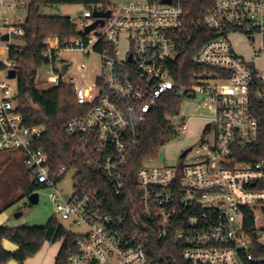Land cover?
<instances>
[{"label":"built area","instance_id":"1","mask_svg":"<svg viewBox=\"0 0 264 264\" xmlns=\"http://www.w3.org/2000/svg\"><path fill=\"white\" fill-rule=\"evenodd\" d=\"M192 1L79 4L81 18H69L77 38L64 48L51 41L44 51L48 82L72 86L78 104L90 108L64 128L76 160L103 178L116 197H125L143 126L159 99L178 86L174 64L205 40L193 56L198 71L181 88L184 102L202 98L199 108L212 115L200 142L174 165L139 169L135 196L117 214L108 210L100 190L81 191L77 179L72 198L57 190L69 170L52 173L49 155L37 147L44 129L25 124L18 91L9 85L24 52V46L12 45L25 36L28 17L19 13L29 11L33 0H0V155H23L29 182L54 190L49 198L58 223L87 230L73 234L68 264H160L147 251L154 236L177 248L185 264H264V227L258 225V214L264 216V0H204V10L195 15ZM63 52L100 59L93 87L79 88L75 78L63 81L71 68L61 61ZM86 71L78 67L79 74Z\"/></svg>","mask_w":264,"mask_h":264},{"label":"trees","instance_id":"2","mask_svg":"<svg viewBox=\"0 0 264 264\" xmlns=\"http://www.w3.org/2000/svg\"><path fill=\"white\" fill-rule=\"evenodd\" d=\"M92 1L94 0H33L25 25L24 52L17 59L16 102L18 111L24 117L28 127L44 129L43 137L37 147L49 155V167L52 173L58 174L63 167L69 171L78 170L76 179L80 190H100L108 210L118 214L131 204L130 199L135 196L138 170L147 164L157 163L161 149L178 137L176 128L183 120L181 108L187 98L181 88L190 84L191 72L198 71L193 64V56L205 40H200L196 47H192L174 64L172 75L178 86L161 97L156 110L149 114L142 129L141 147L129 170L127 195L116 197L103 178L88 171L83 162L76 160L75 145L67 141L64 135L66 124L86 116L90 108L78 104L74 88L67 84H61L48 92H39L35 87L38 71L47 63L44 51L49 43L55 41L64 48L77 38L76 27L69 18L51 15V13L61 6L79 5ZM189 8L195 15L204 10L205 2L193 0ZM21 191L25 197H29L40 189L31 184L26 175L21 184ZM262 211L264 214V207ZM247 225H253V218L247 221ZM4 241L16 245L17 251H6L3 246ZM57 242H61V248L55 264H68L70 254L75 251L76 237L59 224L57 219H51L45 227L40 228L0 226V264H8L11 261L26 264L29 259L40 253L46 243ZM147 251L153 261L160 264H185L177 248L160 242L155 236L149 241ZM262 255L264 256V250Z\"/></svg>","mask_w":264,"mask_h":264},{"label":"rangeland","instance_id":"3","mask_svg":"<svg viewBox=\"0 0 264 264\" xmlns=\"http://www.w3.org/2000/svg\"><path fill=\"white\" fill-rule=\"evenodd\" d=\"M28 13V9H23L20 11L19 16L23 19H27ZM51 15L79 20L82 16V11L78 4H70L59 7L52 12ZM12 45L23 47L25 43L22 39H16L12 41ZM61 61L71 65L63 81L65 83H70L73 78H75L74 85L79 88L88 89L93 87L96 79L101 75V62L97 56H86L83 53L75 52H63L61 54ZM81 65L87 67V71L83 74H79L78 72V67ZM50 75L49 67L44 66L39 70L35 83L37 91L48 92L55 88L54 85L48 82ZM82 75H84V78H82ZM9 85L13 88V91L17 93L18 79H13L9 82ZM94 91L96 93L97 89L94 88ZM201 104H203L202 98L182 104L181 115L183 120L178 124L180 133H178V137L174 141L161 149L158 160L159 164H166L168 166L174 165L185 150L200 142L203 132L208 125L207 122L212 118L211 113L207 110L200 109L202 108ZM183 127H186L185 133L181 131ZM26 175L27 170L25 169L23 155L17 152L3 153L0 155V212L5 213L8 222L14 225V228L45 227L51 219L58 218L55 207L49 198V195L54 190L43 189L38 191L39 202L37 205H31L28 197H25L24 193L21 191V184L25 180ZM76 175L77 172L75 170L69 171L64 180H62L57 187V190L68 199L72 198L74 195ZM20 213H22V216L16 218L15 216ZM258 216L260 219L258 225L264 227V216L261 214H258ZM61 225L74 235H85L87 233L84 227L76 226L69 222H62ZM52 247L58 253L61 242L53 244ZM41 256H44L43 253L33 257L32 263L42 264L43 257ZM54 263L55 258L51 256V261L46 264Z\"/></svg>","mask_w":264,"mask_h":264},{"label":"crops","instance_id":"4","mask_svg":"<svg viewBox=\"0 0 264 264\" xmlns=\"http://www.w3.org/2000/svg\"><path fill=\"white\" fill-rule=\"evenodd\" d=\"M0 226H3V227H9V228H14V227H15L14 225H11L10 222H8V218H7V216L5 215V213H3V212H0ZM9 243H10V242H8V241H4V243H3L4 249H5L6 251H9V252H15V251H17L18 247H17L16 245L10 243V244L13 245V246H12V245H10ZM52 245H53V244H51V243H46V244L44 245V247L42 248V250L40 251V253H43V255H44V256H41V257H43V259H42V264H46L47 262L51 261V256H54V258H55V262H56V258H57V255H58L59 251H58V253H57V251L54 250V248L52 247ZM60 248H61V247H60ZM59 250H60V249H59ZM40 253H39V254H40ZM39 254H37L36 256H38ZM56 254H57V255H56ZM33 259H34V258L29 259V260L26 262V264H33V263H32V262H33ZM8 264H18V263L15 262V261H11V262L8 263ZM54 264H55V263H54Z\"/></svg>","mask_w":264,"mask_h":264},{"label":"water","instance_id":"5","mask_svg":"<svg viewBox=\"0 0 264 264\" xmlns=\"http://www.w3.org/2000/svg\"><path fill=\"white\" fill-rule=\"evenodd\" d=\"M109 16H110V14L108 13V14H98L96 17H109ZM98 24H102V25H103V22H102V21H101V22H96L93 26H91V27H89V28L87 29L86 33H89V32H91V31H93V30L97 27ZM5 39H8V37L6 36ZM68 67H69V65H64V67H63V73H64V74H65L66 71L68 70ZM9 78H10V79H16V78H17V74H16V72H15V71H12V72L10 73V75H9ZM190 151H191L190 148L187 149V150H185V151L182 153V155L180 156V158H181V159L185 158V157L187 156V154H188ZM28 199H29L31 205H33V206H34V205H37L38 202H39V195H38V193H34V194L30 195V196L28 197ZM21 216H22V213L17 214L15 217H16V218H20Z\"/></svg>","mask_w":264,"mask_h":264}]
</instances>
